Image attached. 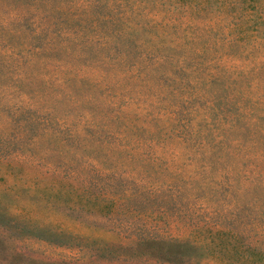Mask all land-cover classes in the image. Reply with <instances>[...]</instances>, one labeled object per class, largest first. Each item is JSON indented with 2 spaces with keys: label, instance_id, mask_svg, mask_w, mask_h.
Listing matches in <instances>:
<instances>
[{
  "label": "rangeland",
  "instance_id": "374dc122",
  "mask_svg": "<svg viewBox=\"0 0 264 264\" xmlns=\"http://www.w3.org/2000/svg\"><path fill=\"white\" fill-rule=\"evenodd\" d=\"M0 264H264V0H0Z\"/></svg>",
  "mask_w": 264,
  "mask_h": 264
}]
</instances>
